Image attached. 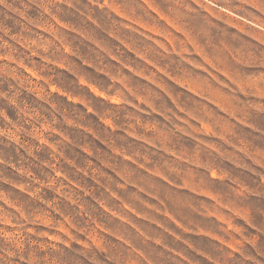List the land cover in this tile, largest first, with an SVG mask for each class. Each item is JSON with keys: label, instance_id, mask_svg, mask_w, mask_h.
I'll return each instance as SVG.
<instances>
[{"label": "clouds", "instance_id": "1", "mask_svg": "<svg viewBox=\"0 0 264 264\" xmlns=\"http://www.w3.org/2000/svg\"><path fill=\"white\" fill-rule=\"evenodd\" d=\"M0 264H264V0H0Z\"/></svg>", "mask_w": 264, "mask_h": 264}]
</instances>
